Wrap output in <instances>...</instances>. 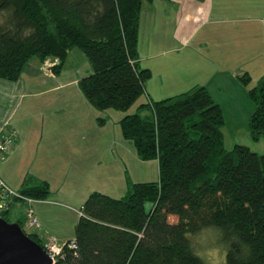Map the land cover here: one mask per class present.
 Masks as SVG:
<instances>
[{
    "label": "trees",
    "instance_id": "obj_1",
    "mask_svg": "<svg viewBox=\"0 0 264 264\" xmlns=\"http://www.w3.org/2000/svg\"><path fill=\"white\" fill-rule=\"evenodd\" d=\"M153 1L0 0V80H19L33 59L50 60L55 76L78 49L92 70L78 80L86 101L97 111H126L151 79L140 66L138 33L142 5ZM238 80L251 82L246 73ZM247 96L255 106L250 138L264 142V75ZM147 100L119 123L140 159L157 162L159 180L128 182L116 199L90 194L75 228L77 248L65 245L55 264H204L188 235L205 228L220 231L225 264H264V153L226 146L223 112L205 87ZM31 184L17 193L50 196L47 182ZM8 212L0 216L9 222Z\"/></svg>",
    "mask_w": 264,
    "mask_h": 264
},
{
    "label": "crops",
    "instance_id": "obj_2",
    "mask_svg": "<svg viewBox=\"0 0 264 264\" xmlns=\"http://www.w3.org/2000/svg\"><path fill=\"white\" fill-rule=\"evenodd\" d=\"M262 4L264 5V0H154L151 3H144L138 33L140 66L150 71V83L156 82L155 77L159 79L161 88L169 76L178 78L175 80L177 84L172 86L173 94H166L168 92L162 91L160 87L161 92L153 94V91L145 85L147 98L156 102L169 98L168 95L175 97L186 93L193 87H205L223 112V130L227 138L231 132L226 126V115L234 113L230 118L235 119L237 123L243 119L244 111L249 112L244 118L246 120L250 118L255 106L247 96V92L264 75V61L259 62L261 57L255 58V48L264 51V8L259 7ZM245 11L257 12L255 15L245 16ZM253 30L257 32L254 37L252 36ZM154 49L158 51L153 53ZM82 56L86 59L84 55ZM33 60L23 68L19 80L14 82L0 80V128H12L18 134L12 153L0 165V179L10 189L9 184L19 190L23 185L15 181L12 174L16 158L25 150L28 133V129L21 127L15 121V116L20 109L24 106L31 107V104L43 105L40 108L43 114L39 125L40 136L45 137L49 142L47 155L52 157L49 158V162L55 170L69 168V163L73 161V158L70 152L71 147H69L70 139L57 137L60 136L62 129H70L69 123L67 124L64 119L67 115L60 107L54 110L50 103L53 98L54 100L59 99L68 109V105L72 107L75 105L71 103V100L76 98L81 103L79 110L83 108H86L85 111L90 110L87 109L89 108L88 102L86 105L82 103V93L78 86V80L91 73L89 66L81 71L71 65L67 66V61L62 72L53 78L47 75L44 78L40 72V62ZM244 73L251 78L249 86L241 85L238 80ZM40 88L43 89L34 92V89ZM44 111L46 114L43 113ZM238 113H241V118ZM237 123L234 124V136L230 135L233 140L230 144L239 145V139L245 134L246 123L240 126H237ZM38 177L41 178V176ZM11 190L14 191L13 188ZM76 191L80 196L79 189ZM52 193L47 199L30 204L25 203L27 209L32 208L38 225H40V228L33 230L32 234L43 243L52 238H56L59 244L73 241L75 236L64 231H54V228L51 229L47 225V219L50 217L47 212L48 208L63 206L59 203L62 197H51ZM80 204L82 208L84 202ZM14 218L16 220V217ZM16 221L14 222L18 223L20 219Z\"/></svg>",
    "mask_w": 264,
    "mask_h": 264
},
{
    "label": "rangeland",
    "instance_id": "obj_3",
    "mask_svg": "<svg viewBox=\"0 0 264 264\" xmlns=\"http://www.w3.org/2000/svg\"><path fill=\"white\" fill-rule=\"evenodd\" d=\"M263 6L262 4L259 7L264 8ZM237 12L235 13L236 15ZM256 12L257 11H252V13H250L245 11L244 15H255ZM166 33L168 35V31ZM256 33L257 32L253 30L252 36L254 37ZM142 38H144V34H142ZM255 50V58L261 57L259 62L264 61L263 49L259 50L255 48ZM157 51V49H154L152 52L154 53ZM70 54L69 59H67V66L71 65L81 71L86 68V66L90 67L89 60L84 59L82 56L83 54L78 49L73 50ZM73 54L74 56H72ZM49 64H51L50 60L41 64L40 72L44 78H46V75L49 78L54 77L53 73L49 71ZM67 71L73 72L72 70ZM155 78L156 82L150 83L147 81L145 84L148 89L153 91V94L161 92V90H159L161 88L159 86V79L157 77ZM177 79L178 78H171L169 76L166 81H164L166 83L162 86V91H167L168 93L166 94H173L172 86L177 84L175 81ZM42 89L43 88L34 89V92ZM168 96L174 97V95ZM81 101L86 105L87 101L83 94H81ZM147 101L145 92L144 95L136 99L130 108L123 112L115 109L97 111L94 107L89 105V103H87L89 107L87 109L90 110L85 111L86 108L79 110L81 103H79L76 98L71 100V103L75 105L73 107L68 105V109L61 100H54L53 98L50 106L52 105L54 110H56L57 107L63 109V111H65L64 114L67 115L64 116V119L66 123L68 122L69 124H67L70 125L69 130L62 129L60 136L58 135L57 137L61 139H64V137L70 139L69 147H71L70 152L72 153L71 156L73 161L69 163V168H60V170H55L51 166L49 158L52 157H48L47 155L50 147L49 142H47L45 137L41 138L40 136L39 125L43 117L40 108H42L43 105L34 106L31 104V107L24 106L18 111L15 116V121L21 127L28 129V133L25 140V150L16 158L12 174L15 177V181H19L21 184L32 183L31 185H33L39 183V181H45L49 184V188H51V190L49 189L50 192H53L51 197H62L59 203L63 206H51L47 210L50 215L47 219V225H49L51 229L54 228V231L68 232L72 236H75L76 223L80 218V202L83 203L90 194L100 192L116 199L123 197L127 193L128 182L137 184L138 182L148 183L157 182L159 180L157 162L155 160L144 161L140 159L134 144L123 138L119 123L123 116L136 113L137 108ZM254 111L255 108L253 112ZM45 112L46 111L43 113ZM253 112H251V114ZM248 113L249 112L244 111L243 119L238 123L235 119L230 118L234 113L226 115V126L229 127L228 129H230L231 132L229 136L227 135V138H225L228 143L226 146L228 148L235 146V143L230 144V141H233L230 135L234 136L235 133L234 124L237 123V126H240V124L243 125L246 123L244 130L245 134L239 139L240 141L238 144L248 146L256 154H263L264 142L260 141L255 143L250 139L248 128L250 118H247V120L244 118L245 115L247 117ZM148 114L149 113L145 111L143 116L145 117V115ZM238 116L241 118V113H238ZM99 119H104L105 121L100 124ZM53 159H55L54 156ZM38 176H41V178ZM9 185L14 191L19 190L15 186ZM77 189L80 191V196L77 195ZM15 203L17 202L12 204L13 206L7 214V219L10 223H15L14 221L20 219L24 233L26 235L32 234L33 230L27 226L26 212L28 209L25 202L18 201L17 204ZM14 217H16V220ZM169 221L172 223L176 222L177 219L172 217L169 218ZM188 238L189 241H191L192 251L201 258L204 264H225V244L221 239V234L218 229L205 228V230L195 236L188 235ZM54 239L59 244V241L56 238Z\"/></svg>",
    "mask_w": 264,
    "mask_h": 264
},
{
    "label": "water",
    "instance_id": "obj_4",
    "mask_svg": "<svg viewBox=\"0 0 264 264\" xmlns=\"http://www.w3.org/2000/svg\"><path fill=\"white\" fill-rule=\"evenodd\" d=\"M0 264H53L43 247L27 237L21 226L0 216Z\"/></svg>",
    "mask_w": 264,
    "mask_h": 264
},
{
    "label": "built area",
    "instance_id": "obj_5",
    "mask_svg": "<svg viewBox=\"0 0 264 264\" xmlns=\"http://www.w3.org/2000/svg\"><path fill=\"white\" fill-rule=\"evenodd\" d=\"M49 65L50 67L52 66L51 64ZM17 135L18 134L15 129L9 127L0 128V165L5 162V158L12 153L17 141ZM15 200L22 201L27 204L34 202L32 199L23 198L19 193L12 191L0 179V212H6ZM26 217L28 222L27 226H29V228L34 231L40 228L32 208L27 210ZM65 245H67L71 250H75L77 248L75 240L69 243L58 244V242L52 238L43 243V247L48 256L52 259L53 264H55L59 258H62Z\"/></svg>",
    "mask_w": 264,
    "mask_h": 264
}]
</instances>
